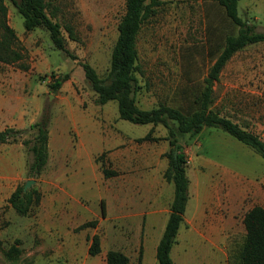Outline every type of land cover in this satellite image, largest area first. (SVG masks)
I'll use <instances>...</instances> for the list:
<instances>
[{
	"label": "rangeland",
	"instance_id": "rangeland-1",
	"mask_svg": "<svg viewBox=\"0 0 264 264\" xmlns=\"http://www.w3.org/2000/svg\"><path fill=\"white\" fill-rule=\"evenodd\" d=\"M45 1L48 14L61 26L65 51L54 47L45 28L26 31L23 17L9 0H4L7 22L23 47L24 57L19 63L27 68H20L18 63H0V70L8 78L0 98L4 109L0 113V131L5 127L21 130L15 141L0 143V264H105L103 253L111 248L123 249L129 254L130 264H137L136 249L132 251L130 238L127 239L130 234L126 225L130 221L120 218L119 212L120 200H127V196L136 199L142 188L133 183L128 193L119 189L126 186V178L146 171L158 173L165 161L163 153L168 149L167 131L160 124H134L119 118L115 100L97 104L79 64L88 62L100 78H106L125 0ZM162 1L137 34L136 105L149 109L165 103L188 113L197 108L203 78L224 38L235 34L238 27L213 0ZM237 10L255 31L264 32V0H239ZM65 25L72 28L75 39L69 37ZM52 72L68 74L55 93L47 86L52 82ZM213 98L212 107L220 115L264 140V41L249 44L232 55L213 86ZM18 108L22 115L17 118ZM71 114L84 115V130L89 123L93 129H99V122L102 133L108 131L116 135L115 139L92 146L93 165L65 161L72 151L59 143L57 157L46 164L30 187L38 193L39 201L31 205L26 215L17 214L7 199L29 179L30 155L22 140L35 134L30 125L45 116L54 143L61 135L63 141L67 134L73 141ZM7 116L10 119H5ZM170 125L186 155L189 180L183 221L170 256L174 264H216V260L217 264H229V252L244 234L240 214L254 205L264 207V159L220 129L205 127L188 137L178 133L173 123ZM151 127V138L139 141ZM101 165L116 171V175L105 177ZM161 173L159 170L157 177L161 183L157 187L161 189L166 184L162 195L170 201L173 185L163 183ZM200 175L211 176L213 183L218 182L219 190L208 193V200L239 205L237 215L230 218L224 208L211 206L198 215L191 210L193 182ZM196 217L201 222L197 226L191 223ZM159 218L146 241L144 264H158L152 240L160 234L163 218ZM227 218L230 220L224 221ZM91 220L96 221L95 226L80 228ZM95 233L102 250L91 256L87 247ZM11 247L17 251H10Z\"/></svg>",
	"mask_w": 264,
	"mask_h": 264
},
{
	"label": "trees",
	"instance_id": "trees-1",
	"mask_svg": "<svg viewBox=\"0 0 264 264\" xmlns=\"http://www.w3.org/2000/svg\"><path fill=\"white\" fill-rule=\"evenodd\" d=\"M23 17L26 31L43 27L48 31L51 42L58 50L65 51V37L60 24L53 20V15L47 12L45 0H9ZM223 8L225 15L237 25L235 34L224 38L222 48L213 63L209 66L203 78V87L199 94L197 108L184 113L176 107L159 103L153 108L142 109L136 105L135 94L138 90L135 71L138 56L136 39L143 25L156 12L162 0H125L124 13L117 24V36L113 44L110 65L106 78H100L94 68L85 61H80L83 74L96 95L95 101L102 105L110 100L117 102L118 117L134 124L162 125L167 135L168 149L163 153L167 164L163 178L172 183L173 197L169 206L168 218L162 235L155 249L158 264H174L170 250L175 242L178 228L183 221L186 202L188 199V177L186 173L187 158L181 145L177 142L176 131L188 137L199 133L203 128H217L238 142L246 145L264 159V140L251 130L242 128L237 122L220 115L212 107L213 86L219 79L220 72L232 55L249 44L264 41V32H257L254 26L242 19L237 10L239 0H213ZM64 30L69 37L75 39L72 28L65 25ZM23 47L19 45L14 29L7 22V6L0 0V63H18L20 68L27 66L19 63L23 57ZM52 82L47 86L55 93L61 84L68 79V74L55 75L51 73ZM35 128L31 139L22 140L30 155L27 164L29 179L37 178L44 170L48 161V119L43 116L30 125ZM152 127L139 141L151 137ZM21 130L5 127L0 131V143L15 141ZM154 139V138H153ZM156 140V139H154ZM103 155V154H102ZM105 177L116 175V171L101 165ZM39 201V195L34 189L23 191V185H18L9 195L7 202L19 215H26L32 204ZM101 215L104 216V202H100ZM96 221L84 222L80 228L95 226ZM244 234L235 249L228 255L229 264H264V207L254 205L243 215ZM101 250L98 234L90 237L87 248L89 255H97ZM10 251H17L11 247ZM140 262L138 258L137 264ZM129 257L117 249H108L105 254V264H128Z\"/></svg>",
	"mask_w": 264,
	"mask_h": 264
},
{
	"label": "crops",
	"instance_id": "crops-1",
	"mask_svg": "<svg viewBox=\"0 0 264 264\" xmlns=\"http://www.w3.org/2000/svg\"><path fill=\"white\" fill-rule=\"evenodd\" d=\"M7 79L8 78L6 77L5 72L0 70V98H3V90L5 88L3 86L4 85L3 83H6ZM6 87H9V85H7ZM78 104L79 102H77V105ZM3 110L4 109L1 107V102H0V113L3 112ZM17 110H19L18 111L19 113L17 116L18 118L20 117V115H22L21 114L22 111L20 110V108H18ZM14 111L15 110H13L12 113H14ZM82 115L83 114H78L77 116L78 118H77L75 115L71 114V116L69 117L70 120L72 121L71 126L75 133V139L73 141H71L70 138H68V134H67L66 138L64 137L63 141H60L61 136H62L61 135L60 138L57 140V142L54 143L53 139L51 138V134H50L51 131L50 130L48 131L49 132L48 133L49 134L48 135V161H47L48 164L49 162H51V160L55 159V155H56L55 150H56V147H58L60 143V144L66 145L67 148L71 149L72 151V156L66 155L65 161L73 160L74 165H78V163L85 161L89 163V165H93L94 153H92V146L94 147L97 143H100L104 140L109 142L111 141V139L113 138L115 139L116 135L111 134L108 131L105 132L104 134L102 133V129H101L102 127L101 125H99V122H97L98 123L97 126H100L99 129H93L91 127V123H89L88 124L89 128L84 130L83 126H85L86 124L82 122L81 117L84 119V121L86 118L84 117V115L83 116ZM6 118L10 119L9 116L5 117V119ZM95 125L96 124L94 123L93 126L96 127ZM113 145H116V144L114 143ZM164 160L166 161L165 157H164ZM165 161L161 165L160 169H158V173L160 170L162 172L161 174H163V171L165 170V167L167 164V161L166 163ZM158 173L154 174V173H150L149 171L148 172L146 171V172H142L138 177L126 178L125 180L126 186L124 184L125 187L119 189V191L125 190V192L128 193V187H130L133 183H139L142 188V190L140 191L141 192L140 196L136 197V199L130 196H127L126 197V199L128 198L127 200L125 199L120 200V212H119L120 218H124L130 221V223L126 225V230L130 234V237H127V239L130 238V241L132 243V247H131L132 251H135L136 249V255L138 258L140 257L139 264H144L143 255L146 249V241H147V238L151 236L150 234L151 230L155 229L154 221H158V219H160L159 217H162L163 224L160 229V234L152 240L153 254H155L157 243L162 235V232L164 230V227H165V224L168 218V214L170 211L169 206H170V203L173 197L172 195L170 201L167 200V198H165L166 200H164L165 196L162 195V193H164L163 188L166 186V184H162V188L158 189L157 183L158 182L161 183V181H159V177H157ZM212 180L213 179L211 178V176H208V175L201 176L200 175L193 182V191H191V195L194 196V204L191 210H193L198 215V214H201L202 209L207 206H211V207H214L220 210L221 208H224L225 214L227 215V213L229 212L230 213L229 217L233 218L235 215L238 214L239 205H235V207H233L229 205V203L226 200L225 201L220 200V199L208 200L207 198L208 193L217 192L219 190L217 186L218 182L213 183ZM165 182L167 181L166 180L163 181V183ZM129 191H130V188H129ZM122 206L123 208H121ZM244 213L240 214L241 221H242ZM230 218L229 219L227 218L224 221H229ZM197 219H198L197 217L194 218L191 223L196 224V226L198 223L200 225L201 222H197ZM134 220L136 221V223H134ZM111 249H117V250L124 252V250L120 248H111ZM106 251L103 253L104 255L103 257H105ZM125 254L129 257V254L127 253ZM128 264H130V259H129Z\"/></svg>",
	"mask_w": 264,
	"mask_h": 264
},
{
	"label": "water",
	"instance_id": "water-1",
	"mask_svg": "<svg viewBox=\"0 0 264 264\" xmlns=\"http://www.w3.org/2000/svg\"><path fill=\"white\" fill-rule=\"evenodd\" d=\"M49 96H52L51 94H49ZM36 183V179H27L25 180L24 184H23V191H26L27 189H29L31 187V185Z\"/></svg>",
	"mask_w": 264,
	"mask_h": 264
},
{
	"label": "bare ground",
	"instance_id": "bare-ground-1",
	"mask_svg": "<svg viewBox=\"0 0 264 264\" xmlns=\"http://www.w3.org/2000/svg\"><path fill=\"white\" fill-rule=\"evenodd\" d=\"M207 247V246H206ZM217 248V247H216ZM209 250V249H208ZM212 250V249H211ZM217 250H218V248H217ZM212 252V251H211ZM208 253H210V252H208ZM214 253H216V252H214ZM208 255H211V254H208ZM214 255V254H213ZM221 255V254H220ZM210 257V256H209ZM217 257V256H216ZM220 258V257H219ZM211 264V263H210ZM216 264H217V260H216Z\"/></svg>",
	"mask_w": 264,
	"mask_h": 264
}]
</instances>
